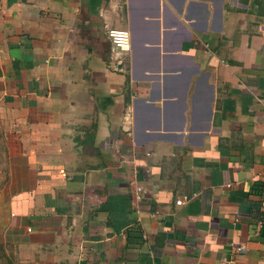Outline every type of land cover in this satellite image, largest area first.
Returning <instances> with one entry per match:
<instances>
[{"label":"crops","instance_id":"1","mask_svg":"<svg viewBox=\"0 0 264 264\" xmlns=\"http://www.w3.org/2000/svg\"><path fill=\"white\" fill-rule=\"evenodd\" d=\"M0 109L11 264H264V0H0Z\"/></svg>","mask_w":264,"mask_h":264},{"label":"rangeland","instance_id":"2","mask_svg":"<svg viewBox=\"0 0 264 264\" xmlns=\"http://www.w3.org/2000/svg\"><path fill=\"white\" fill-rule=\"evenodd\" d=\"M17 140L0 109V264H11V249L5 240L11 197L21 188L17 160L12 156V141Z\"/></svg>","mask_w":264,"mask_h":264},{"label":"built area","instance_id":"3","mask_svg":"<svg viewBox=\"0 0 264 264\" xmlns=\"http://www.w3.org/2000/svg\"><path fill=\"white\" fill-rule=\"evenodd\" d=\"M107 34L112 42V51L117 65L122 71H127L128 60L130 59L132 50L130 31L128 29L109 27ZM183 202V199L177 200L178 204H182Z\"/></svg>","mask_w":264,"mask_h":264}]
</instances>
